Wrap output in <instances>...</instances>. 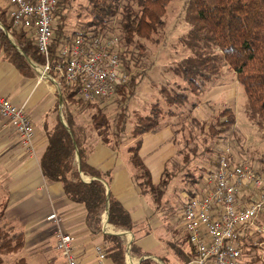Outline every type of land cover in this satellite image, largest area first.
I'll return each mask as SVG.
<instances>
[{
  "label": "trees",
  "instance_id": "obj_1",
  "mask_svg": "<svg viewBox=\"0 0 264 264\" xmlns=\"http://www.w3.org/2000/svg\"><path fill=\"white\" fill-rule=\"evenodd\" d=\"M73 1L58 0L54 13L51 66L55 67L62 61L59 56L61 45L77 36L104 40L117 37L121 58L132 77L117 88L116 95L121 96L117 103L121 108L111 121L104 109L99 107L105 100L83 102L78 98L77 88L68 86L58 73L50 72L60 83L67 127L58 114V100L55 124L51 128L47 127L46 131L48 145L40 160L41 171L49 181L62 185L68 199L84 206L87 225L95 234H102L104 214L108 215L109 224L116 229L131 232L135 228L131 213L108 190L111 172H102L88 162L95 142L91 141L86 129L78 124L72 109L81 114L94 108L96 112L90 122L93 131L99 141L115 149L122 148L131 138L135 140L127 148L134 182L143 197L150 196L159 206L175 179L184 177L195 184L215 168H206L205 174L195 180V173L190 166L196 158L192 156L198 154L194 148H190V144L184 142L183 148L178 150L182 164L168 162L162 181L154 184L151 172L140 155L142 137L148 133H158L165 127L173 128L176 124L172 121L183 116L189 104L190 110L196 109L198 101L191 104L189 94L199 98L207 84L220 79L225 67L235 73L238 83L245 90L249 120L264 129V0H190L187 3L185 20L190 28L180 40L192 54L172 67L173 74L182 79L187 87L181 89L177 84L178 89L162 88L159 92L161 97L151 104L149 113L138 115V120L131 128V138L127 135L131 122L128 102L134 98L138 86L148 73L145 69L138 71L145 66L142 60L146 49L144 42L153 40L165 29L172 0H87L84 9L90 19L78 22V28L68 35ZM114 22L115 27L112 26ZM0 51L3 59L25 77L35 75V69L27 58L40 67L46 64L45 57L38 51L30 33L25 29L14 28L7 10H0ZM166 114L172 117L170 123L165 122ZM192 122L199 129L195 137L203 136L205 141L209 137V140L217 143L234 130L236 113L231 106L226 105L215 114L212 113L209 122H200L196 117L192 118ZM177 132L181 133L174 131ZM110 135L116 138V147L112 146ZM186 145L189 149H186ZM206 151L211 152L208 147ZM82 176L91 178V181L85 182ZM3 219V213H0V264L3 263L2 256L17 254L25 246L24 233L7 223L2 224ZM103 236L108 246L106 256L113 264H125L126 245L122 237ZM187 241L190 243L188 235ZM132 250L137 251L134 246ZM193 253L192 260L196 258L194 250ZM141 264L155 263L146 259Z\"/></svg>",
  "mask_w": 264,
  "mask_h": 264
},
{
  "label": "crops",
  "instance_id": "obj_2",
  "mask_svg": "<svg viewBox=\"0 0 264 264\" xmlns=\"http://www.w3.org/2000/svg\"><path fill=\"white\" fill-rule=\"evenodd\" d=\"M9 9L7 0H0V10L9 12ZM33 68L35 75L25 77L3 59L0 51V96L23 108L35 130L34 150L27 152L15 131L0 119L2 224L15 227L25 236V246L19 252L18 262L14 263L65 264L56 250L58 227L48 219L54 213L63 219L61 229L75 238L74 248L79 264H113L108 256L102 261L99 259L97 248H103L107 255L108 246L103 234L122 237L126 245L125 264H141L146 259L155 264L189 263L194 253L187 241L183 209L191 197L204 191L205 176L192 184V189L184 188L181 195L185 201L178 206L172 196L174 185L180 178L175 179L158 206L150 196L140 194L132 176L127 149H115L103 141L95 142L88 162L102 172H111L108 190L131 213L135 222L133 231H120L106 222L104 214L102 234H95L87 225L84 206L68 199L62 185L49 181L41 171L40 160L48 145L46 131L47 127L55 124L56 103L60 102L61 89L57 78V82L43 78V69L37 65ZM221 90L216 97L230 100L232 90ZM58 113L60 116V103ZM140 155L151 172L153 183L159 184L167 163L178 156L174 129L165 127L158 133L145 134ZM82 178L87 183L91 181L89 177ZM120 232L126 234L121 235ZM132 246L137 251H133Z\"/></svg>",
  "mask_w": 264,
  "mask_h": 264
},
{
  "label": "built area",
  "instance_id": "obj_3",
  "mask_svg": "<svg viewBox=\"0 0 264 264\" xmlns=\"http://www.w3.org/2000/svg\"><path fill=\"white\" fill-rule=\"evenodd\" d=\"M9 18L16 29L27 30L38 51L45 57L43 78L56 81L51 71L63 76L68 86L78 89V98L86 103L108 100L117 88L130 81L120 55L117 37L77 36L61 45L62 61L51 66L54 38V13L58 0H7ZM57 82V81H56ZM59 83V81H58ZM60 84V83H59ZM0 119L15 131L27 152L34 150L35 130L23 108L0 96ZM206 188L196 193L183 209V223L196 258L187 264H241L242 243L248 227L264 235V174L244 163L231 159V149L221 153L218 166L205 176ZM247 196H245V193ZM57 225L56 250L65 264H79L75 238L61 229L63 219L58 214L48 218ZM99 259L106 258L103 248H97Z\"/></svg>",
  "mask_w": 264,
  "mask_h": 264
},
{
  "label": "rangeland",
  "instance_id": "obj_4",
  "mask_svg": "<svg viewBox=\"0 0 264 264\" xmlns=\"http://www.w3.org/2000/svg\"><path fill=\"white\" fill-rule=\"evenodd\" d=\"M188 2H190V0H172L166 15L167 25L165 29L162 33L155 36L153 40L144 42L146 49L143 51L144 58L142 60L145 66L138 71L142 72L143 69H145L148 73L138 86L134 98L128 102L131 115V122L127 133L129 138L132 136L131 128L138 120V115H147L149 113L151 104L161 97L159 92L162 88L178 89V87H176L177 84L180 85L181 89L187 87V84L182 79L173 74L172 67L182 58L192 54L180 40L187 34L190 28L185 20V10ZM86 3L87 0L73 1L67 26L68 35H72L76 28H78V22H87L90 19L87 11L84 9ZM112 26H116L115 22ZM11 40L13 41L12 38ZM223 88L232 90L231 94L233 95L228 101L216 97L219 92L223 91L221 90ZM203 90L199 98H195L191 93L189 94L190 103L192 104L193 101L197 100L199 106L194 110H190L191 105L189 104L185 109L186 115L184 114L172 121L176 124L173 127L174 131H181V133H175L176 142H178V150L183 148L184 142H186L190 144V148H194L198 154L192 156L196 158L190 166L195 173V180H198L201 174H205L204 170L206 168L212 170L214 168L216 169L219 157L225 148L231 149V159L235 163H244L264 174V129H260L249 120L247 96L242 85L238 83L235 73L230 68L225 67L222 70L220 79L217 82L207 84ZM120 99L121 96L115 95L105 100L101 105L98 104L100 108L104 109L111 121L114 120L120 111L121 107L117 103ZM226 105L231 106L236 113V126L234 130L226 135L225 138L220 139L217 143H213L209 140V137H206V141L203 136L195 137L199 129L197 124L192 122V118L196 117L200 122L204 120L209 122L212 113L215 114L220 108ZM162 106L165 107L164 104H162ZM166 108L167 107H165V110H167ZM72 111L78 124L83 126L87 134L91 136V141H99L90 123L91 116L96 110L92 108L81 114L74 109H72ZM61 115L66 123L63 107L61 109ZM166 117L167 119L165 122L170 123L172 117L168 114H166ZM134 141L135 140L131 138L129 142L123 145L122 149L125 151L129 147V144ZM110 142L112 146H115L116 138L112 135H110ZM207 147L211 150L210 153L206 151ZM186 149H189L187 145ZM181 159L182 157L177 156L173 161L182 164ZM187 179L181 177L174 185L175 190L172 197H175L176 206L183 204L185 201V198L181 195L184 188L188 187L192 189L194 187L189 181L185 183L184 180ZM245 196H247L246 193ZM263 221L264 212L258 224H261ZM240 242L242 243L241 264H264V235L248 227L246 237L244 236L241 238ZM19 258V253L2 256V264H15L14 262H18Z\"/></svg>",
  "mask_w": 264,
  "mask_h": 264
},
{
  "label": "water",
  "instance_id": "obj_5",
  "mask_svg": "<svg viewBox=\"0 0 264 264\" xmlns=\"http://www.w3.org/2000/svg\"><path fill=\"white\" fill-rule=\"evenodd\" d=\"M6 32V31H5ZM6 34H8L7 32H6ZM27 61L33 66V67H35V64L29 59V58H27ZM62 107H63V97H62V94L60 93V118H61V121H62V123L67 127V125H66V123L64 122V119H63V117H62V115H61V109H62ZM106 222H108V215L106 214ZM120 234L121 235H125L126 233L125 232H120Z\"/></svg>",
  "mask_w": 264,
  "mask_h": 264
}]
</instances>
